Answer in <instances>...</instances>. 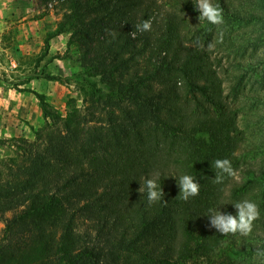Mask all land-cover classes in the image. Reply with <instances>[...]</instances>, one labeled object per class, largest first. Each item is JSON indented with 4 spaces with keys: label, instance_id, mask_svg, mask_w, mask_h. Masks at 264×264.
Listing matches in <instances>:
<instances>
[{
    "label": "trees",
    "instance_id": "obj_1",
    "mask_svg": "<svg viewBox=\"0 0 264 264\" xmlns=\"http://www.w3.org/2000/svg\"><path fill=\"white\" fill-rule=\"evenodd\" d=\"M43 1L62 14L34 63L68 34L83 108L62 115L15 86L33 93L44 126L32 142L13 140L16 155L0 166V264H238L264 250V156L250 164L264 151V0H211L223 8L221 26L199 18L197 0ZM149 18L151 31L133 38ZM215 49L238 72L226 92ZM217 159L235 170L219 184ZM157 173L167 203L150 205L145 180ZM183 175L200 184L188 201ZM242 200L260 209L249 236L209 227V214L236 215ZM221 246L240 259L214 262Z\"/></svg>",
    "mask_w": 264,
    "mask_h": 264
},
{
    "label": "rangeland",
    "instance_id": "obj_2",
    "mask_svg": "<svg viewBox=\"0 0 264 264\" xmlns=\"http://www.w3.org/2000/svg\"><path fill=\"white\" fill-rule=\"evenodd\" d=\"M55 4L54 1L44 3L43 0H0V166L4 171L8 170L9 160L16 155L15 148H11L9 144L19 138L29 142L34 141V132L44 126L39 103L33 93L18 92L15 86L44 95L48 104L62 115L74 107L81 110L83 108L82 95L73 79V75L78 71L76 48L70 46L67 50L68 34H61L62 38H59V42L58 40L49 41V47L50 45L53 47L51 56L47 55L37 63L38 65L34 61L42 49L37 54L34 51L28 52L38 48L40 43L43 47L45 38L43 34L46 36V33L53 31L60 21L62 13L57 12ZM42 17L46 18V22L44 21L45 24L41 26ZM39 29L44 30L43 34L39 33ZM63 38L65 40L62 41ZM213 54L217 59L221 58L222 68L228 71L221 72L226 92L231 85L230 76L238 72L230 69L232 57L227 58L223 51L216 49ZM56 55L60 58L51 60ZM46 75L59 76L62 81L47 80ZM236 105L239 106L238 103ZM244 107L248 108L247 105ZM249 119L250 125L256 126L253 123L256 118L250 116ZM239 124L244 125L243 122ZM261 126L264 124L261 123ZM248 133L251 134V132ZM255 140L256 138L253 139L250 136L246 144L242 146V151L251 150ZM262 152L263 155L259 154L258 157L255 156L250 160L252 167L258 166L259 160L261 161L264 156V151ZM6 217H11V213H8ZM3 227L4 224L0 222V239L3 236ZM221 247V251L216 250L212 254L214 262H219L228 255L230 259L237 257L231 254L232 248ZM243 256L244 258L237 260L238 264H264V258L258 257L256 253L254 255L247 253ZM237 259L240 258L237 257ZM197 264H206V262L203 260Z\"/></svg>",
    "mask_w": 264,
    "mask_h": 264
},
{
    "label": "clouds",
    "instance_id": "obj_3",
    "mask_svg": "<svg viewBox=\"0 0 264 264\" xmlns=\"http://www.w3.org/2000/svg\"><path fill=\"white\" fill-rule=\"evenodd\" d=\"M196 10L200 13V19H204L212 25L221 26L225 23L223 8L213 4L211 0H197ZM134 28L135 32L131 33L133 38H135L136 32H150L152 21L150 18L144 19L139 24L134 25ZM222 37L223 33L221 32V41ZM197 44L199 45V41H197ZM199 46L202 48L204 47L203 45ZM207 47L211 49L213 47L212 43L210 42ZM214 166L218 170L215 174V183H222L225 175L235 176V170L232 167L231 161L228 159H217L214 162ZM160 178V174L157 173L155 178H146L145 180L147 200L150 205L161 201L167 203L163 199L165 193L163 192L161 184L157 183ZM178 186L180 188L181 198L185 201L199 195L200 184L197 182L196 178L191 175L181 176ZM233 205L236 209V215L218 210L214 214H209V227L214 228L221 235L239 234L242 237H247L253 231L254 222L260 217L259 206L250 200L238 201ZM256 255L264 258V250H257Z\"/></svg>",
    "mask_w": 264,
    "mask_h": 264
},
{
    "label": "crops",
    "instance_id": "obj_4",
    "mask_svg": "<svg viewBox=\"0 0 264 264\" xmlns=\"http://www.w3.org/2000/svg\"><path fill=\"white\" fill-rule=\"evenodd\" d=\"M40 21H41V22H40V25L42 26V25L45 24L44 21L46 22V18H45V17H42ZM43 32H44V30L41 31V29H39V33H40V34H43ZM46 32H47V31H46ZM25 37H26V36H25ZM32 37H33V35H32ZM43 37H45L44 34H43ZM63 37H64V36H63ZM59 38H62L61 35L55 37V38L52 39V40H56V41L58 40V42H59ZM63 40H65V38H63L62 41H63ZM40 46H41V47H40ZM61 47H62V46H61ZM28 49H29V48H28ZM41 49H43V47H42V44L40 43L39 46H38V48H36V49H34V50H32V51L29 50L28 52H33V51H34V53L37 54V53L40 52ZM58 49H60V48H58ZM52 51H53V47L50 45L49 50H48V56H49L50 53H52ZM41 52H42V51H41ZM40 54H41V53H40ZM40 54H39V55H40ZM50 56H51V54H50Z\"/></svg>",
    "mask_w": 264,
    "mask_h": 264
},
{
    "label": "built area",
    "instance_id": "obj_5",
    "mask_svg": "<svg viewBox=\"0 0 264 264\" xmlns=\"http://www.w3.org/2000/svg\"><path fill=\"white\" fill-rule=\"evenodd\" d=\"M49 6H51V4H49Z\"/></svg>",
    "mask_w": 264,
    "mask_h": 264
}]
</instances>
